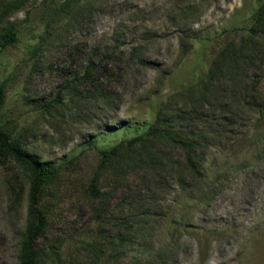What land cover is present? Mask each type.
Returning a JSON list of instances; mask_svg holds the SVG:
<instances>
[{
    "label": "rangeland",
    "instance_id": "1",
    "mask_svg": "<svg viewBox=\"0 0 264 264\" xmlns=\"http://www.w3.org/2000/svg\"><path fill=\"white\" fill-rule=\"evenodd\" d=\"M263 3L0 0V123L56 167L41 198L42 264H264V30L251 66L223 60L208 77ZM11 29L18 40L4 45ZM91 63L95 83L84 79ZM156 125L172 137L153 143L162 165L131 149L94 198L101 150ZM187 136L200 173L175 141ZM29 186L21 165L0 166V264H18Z\"/></svg>",
    "mask_w": 264,
    "mask_h": 264
},
{
    "label": "trees",
    "instance_id": "2",
    "mask_svg": "<svg viewBox=\"0 0 264 264\" xmlns=\"http://www.w3.org/2000/svg\"><path fill=\"white\" fill-rule=\"evenodd\" d=\"M254 25L250 27V34L248 36H243L240 43L232 48L227 45L223 47L220 51V58L216 59L212 67L208 71V77L210 79L214 78L216 74L223 68V63L226 60L227 64L233 66L236 71L240 73V70L244 67L251 66L256 61V50L259 48L260 41L258 40V34L264 30V3L259 7L257 12L253 15ZM18 40L17 33L11 29L4 34V45L14 43ZM101 68V64L91 63V65L86 69V74L84 79L87 82L95 83L94 74L98 72ZM4 102V91L0 86V110ZM153 130H149L144 134L134 136L128 140H124L123 144H117L111 149L101 150V160L98 164L96 173L93 175L89 185V192L94 198L100 197V192L98 191V183L101 179L102 173L115 158H123L127 151L136 148L138 156L141 161H145L146 165L152 169V166L162 165L163 159L160 162H156L152 156L153 143L165 137L168 140H172L170 133H162L161 136L156 135L157 132L161 130L157 129V125L154 126ZM179 144V147L186 151V167L193 171L200 173L198 168V158L196 155V150L199 142L196 141L194 137H181L175 139ZM7 162H14L23 167L27 172L29 177V192H28V207H27V218L25 223L24 232L20 238L19 242V253H18V264H42L39 259V253L37 252L39 240L44 236L45 230L48 226L50 219L49 211L41 207V198L43 195L44 187L46 184L53 180L55 175L56 167L50 161H42L29 151H27L20 143L11 136V134L4 128V124L0 123V166L5 165ZM134 161L125 162L124 166L133 167ZM125 169V167H124ZM130 169V168H129ZM130 171V170H126ZM197 173V174H199ZM201 175V174H200ZM13 191L14 188H12ZM85 245L88 247H93L91 241H85ZM55 249V248H54ZM51 251V257L57 262L61 260L60 253L58 250Z\"/></svg>",
    "mask_w": 264,
    "mask_h": 264
}]
</instances>
